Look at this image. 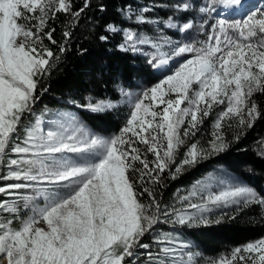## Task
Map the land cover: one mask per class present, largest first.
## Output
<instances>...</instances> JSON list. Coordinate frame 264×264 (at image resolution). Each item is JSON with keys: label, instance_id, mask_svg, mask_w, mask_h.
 <instances>
[{"label": "snow or ice", "instance_id": "1", "mask_svg": "<svg viewBox=\"0 0 264 264\" xmlns=\"http://www.w3.org/2000/svg\"><path fill=\"white\" fill-rule=\"evenodd\" d=\"M89 3L85 0L84 8L73 12L70 0H0V167L7 169L0 180L18 181L0 186V194L9 197L0 200V214L11 215L0 216V264H137L141 255L147 256L148 264H194L199 253L173 232L159 230V224L208 225L214 208L264 206V197L236 181L210 176L179 197L183 207L176 208L162 204L154 189L145 185L161 182V175L176 163L185 138L195 136L214 105L226 103L214 125L217 133L225 119L238 118L239 126L251 127L259 117L252 98L264 93V12L252 11L241 19L217 18L202 41L191 39L193 20L175 18L193 10L188 0L173 5L174 16L163 22L164 28L186 34L184 42L164 35L153 41L109 24L106 31L124 32L122 50L140 51L141 45L155 49L148 61L154 67L186 54L190 58L133 101L119 135L96 136L69 112L51 114L47 126L41 117L24 125L25 118L34 115L39 84L60 59L44 44L45 39L57 44L55 28L45 31L48 21L61 12L76 19ZM218 6L235 13L243 10L241 0H206L198 11L205 17L216 12L218 17ZM133 16L137 23H151L135 13L128 18ZM206 24L205 18L199 28ZM70 35L63 33L65 39ZM65 51L60 45L59 52ZM84 107L101 114L114 105L89 101ZM217 133L211 142L213 152L227 147ZM137 144L155 159L149 162ZM207 154L192 143L175 173ZM137 184L143 191L137 192ZM21 189L31 194H21ZM145 193L148 201L141 202ZM14 220H19L18 228L12 227ZM145 237H151V243H142ZM153 245L158 249L155 254L150 251ZM237 256L242 264H264V238L236 248L233 260Z\"/></svg>", "mask_w": 264, "mask_h": 264}, {"label": "trees", "instance_id": "2", "mask_svg": "<svg viewBox=\"0 0 264 264\" xmlns=\"http://www.w3.org/2000/svg\"><path fill=\"white\" fill-rule=\"evenodd\" d=\"M70 2L73 12L84 8L85 0ZM180 3H183L182 0H90L89 6L76 19L70 14L57 13L54 20L48 21L45 29L48 31L55 28L53 38L57 44L52 45L47 39L44 44L59 55L60 59L55 62L56 66L51 73L39 84V99L33 108L34 115L26 117L23 124L27 125L36 117L70 108L75 111L78 120L92 132L110 137L119 135L130 114L127 106L119 104L122 91L135 89L141 82L150 84L156 77V72L152 64L148 63V56L121 49V45L125 43L123 31L109 32L106 31L107 26L112 24L119 29L152 34L154 30L149 28V25L158 22L163 27V22L174 16L173 5ZM101 5L103 11L100 10ZM128 7L135 14L149 7L150 10L142 15L151 23H137L134 16L129 19L132 14L128 15ZM194 15L191 11L176 14L175 18L181 22L190 19L194 21ZM202 30L204 33H199V37L205 40L209 34L208 25ZM65 31L71 33L67 39L63 36ZM173 35L181 37L178 32ZM101 36H107V39L102 41ZM60 45L66 47L65 52H59ZM42 89L47 91L41 94ZM252 99L258 106L259 117L251 127L235 124L224 129L223 140L227 147L223 151L209 152L208 147L212 141L211 122L205 119L196 131L197 137L191 140L190 145L197 143L198 148L202 147L208 154L199 158L194 165H185L180 173H175L176 167L182 161L179 153L176 163L161 175L159 184L145 185L154 189L162 204L178 205L179 197L187 195L197 180L215 168L225 170L245 181L260 197H264V93H255ZM89 101L112 102L118 105L104 113L94 114L84 107ZM203 130L206 132L203 133ZM23 135L22 127L21 139ZM137 147L141 149L142 154L146 153L144 145L137 144ZM146 155L149 162L155 159L151 153ZM7 159L6 156V162ZM6 172V168L0 167V175ZM137 176L138 173L132 174V179L135 181ZM5 181L0 180V183L3 185ZM136 190L141 192L143 188L137 184ZM27 191L29 190L25 189L23 193ZM0 200H5L4 194H0ZM147 201L145 193L141 202ZM22 211L21 205V214ZM12 226L18 228L19 220H14ZM173 229L174 234L192 245L194 253H199V256H195V261L205 259L213 262L229 257L238 247L264 238V207L259 204H240L213 216L208 225L193 229H187L186 226ZM137 264H148V260H138Z\"/></svg>", "mask_w": 264, "mask_h": 264}, {"label": "rangeland", "instance_id": "3", "mask_svg": "<svg viewBox=\"0 0 264 264\" xmlns=\"http://www.w3.org/2000/svg\"><path fill=\"white\" fill-rule=\"evenodd\" d=\"M182 2H186V0H182ZM188 2H192L194 4V8H193V13L195 14L194 15V21L196 22V27L191 31L193 34H191V39L192 40H195V41H202L204 40L203 38L199 37V33H203L204 31L201 30L199 28V25L203 22V20L206 18L207 19V24L208 27L212 24H215L216 23V19L217 18H225L223 16H220V9L219 6L217 8V12L219 13V16L217 17V13L216 12H213L210 16H207L205 17L204 14H201L199 13L198 11V8L200 6H202L204 3H206V0H188ZM242 4H243V10L239 13V14H229L231 16H227L226 18H228L229 20H232V19H241L242 17L245 16V14L247 13H250L252 11H256L257 13L259 12H264V0H241ZM226 8V6H224ZM130 7L127 8V11H128V15L130 14H133L132 12V9H130ZM143 9H148L150 10L149 7H145ZM142 10V9H141ZM144 12L142 11H139L137 14L138 15H142ZM221 15H223L221 13ZM226 16V15H225ZM198 21V22H197ZM32 23L34 24L35 21H32ZM149 28H153V33L152 34H148V33H144L143 31H140L139 33H137L136 31L132 30L133 32L139 34L140 36H148V37H151L153 41H157L159 39L160 36L164 35V36H169L171 37V39L173 41H181V42H184L187 37H184V38H181L179 37L178 38V35H173V33H177V31L175 29H167V28H164V27H161L159 25L158 22H153L152 25L150 24L149 25ZM209 32H210V27H209ZM178 34L180 36H182L184 33H179ZM123 39H124V32H123ZM207 40V39H205ZM125 42V40H124ZM125 44V43H124ZM126 51V50H125ZM131 51V50H130ZM156 50L151 48L149 45H141L140 46V51H132L133 53L135 54H140V55H143V56H148L149 60L151 59V56L152 54L155 52ZM162 51H167V48L165 49H162ZM190 55L191 54H186L185 56H182V57H177L173 60H170L168 62V65L166 66V68L163 69L164 65L163 66H160V67H154L153 65V70H155L156 72V77L151 81L150 84H146L145 82H141L140 84L137 85V87L135 89H132V90H124L122 91V94H121V100L119 102V104L121 105H124V106H127V108L129 109V112L131 113V111L133 110V101L140 96V94L146 90V89H149L151 88L152 86H154L155 84H157L158 82H160L161 80L165 79L167 75H170L172 74L175 69L179 66V63L183 62L185 59L187 58H190ZM112 103V102H110ZM115 106L118 105V103H112ZM113 107V108H114ZM161 108L163 107L162 105L160 106ZM226 107V103L224 105H214L212 110H211V113L209 116L207 117H204L203 120L205 119H209V121L211 122L210 123V130H211V136H212V141L215 139L214 137V133H217V130L215 129L214 125H215V122H216V119H217V116L218 114ZM159 110V109H157ZM58 112H69L71 114H73L74 116H76V113L73 109H70L68 108L66 111H57L56 113ZM54 112H51L49 113L48 115H44L43 117H41L42 119H44L45 121V126H47V123H48V117L53 114ZM77 118V116H76ZM129 118H130V114H129ZM78 119V118H77ZM203 124V122H202ZM200 124L198 126V129L199 127L202 125ZM235 124H238V118H232L231 120L229 119H225L223 122H222V128L219 130V132L217 134L219 135H222L223 136V131L224 129L230 127V126H234ZM187 125L185 124V127ZM197 129V130H198ZM90 133L96 135V136H101V137H105V138H109L110 136H102L98 133H94L92 132L91 130L87 129ZM196 130V131H197ZM181 132H183V127L181 128ZM206 130H203V133H205ZM197 136H190V137H187L185 138V144L183 146H181L178 150V153H177V156L179 153H181L180 155L182 157H180L181 159L180 160H183L182 158H184L186 152L188 151L189 147H190V142L193 138H195ZM211 141V142H212ZM211 142H210V146L208 147L209 149V152H213L212 149H211ZM201 149H203L201 147ZM204 150V149H203ZM176 156V158H177ZM6 162V160H5ZM7 163V162H6ZM216 177L218 179H225V180H232V181H236L238 182L239 184L243 185V186H247V187H250L252 188L254 191L255 189L250 186L248 183H246L245 181L241 180V179H238L237 177L231 175L229 172L227 171H223V170H220L218 168H215L211 171H209L208 173H206L201 179L197 180L193 185H196L197 182H206L208 181L209 177ZM18 181H13V180H6L4 182V184L2 185L0 183V186H4L6 184H10V183H17ZM193 185L190 187V190L192 189ZM23 190L25 189H21L19 190V192L21 194H28V192L31 193V190L27 191V193H23ZM28 190V189H27ZM215 191H219V188L216 187L214 189ZM256 192V191H255ZM257 193V192H256ZM258 195V194H257ZM259 196V195H258ZM260 197V196H259ZM9 197H7L5 195V199H8ZM22 205V204H21ZM237 205H240V204H233V205H230L229 207H234V206H237ZM175 206L176 208H181L183 207V204H181L180 202L178 203V205H173ZM229 207H219V208H214L212 213L209 214V219L210 221L212 222V217L219 214L221 211H223L224 209L226 208H229ZM264 207V206H263ZM23 212V211H22ZM0 216H2L3 218L4 217H7L8 218H11V215L10 214H0ZM21 216H23V213L21 214ZM210 224V223H209ZM39 226L43 227L44 225L41 223ZM200 226H203V225H199V226H195V227H187V229H193V228H196V227H200ZM13 227V226H12ZM158 229L161 230V231H168V232H173L174 233V229L173 228H183V226H172V225H168V224H159L158 226ZM15 228V227H14ZM181 240H184L183 238H180ZM142 243H151V237H145L144 240L142 241ZM246 246V245H245ZM244 247V246H243ZM242 248V247H241ZM157 247L156 245H153L152 248L150 249V251H152L154 254L157 252ZM141 252H143L144 250L141 249L139 250ZM191 251H193L191 249ZM234 253V252H233ZM233 253L232 255H230L229 257H225V258H219L217 259L216 264H220L221 261H223V264H242V262L238 259V256L235 260H233ZM240 255H245L247 256L248 254L246 253H241ZM144 256V257H143ZM139 260H148L147 256L146 255H141L139 257ZM196 260V257H194V264H212V262H209L205 259H201L200 261H195ZM196 262V263H195Z\"/></svg>", "mask_w": 264, "mask_h": 264}, {"label": "bare ground", "instance_id": "4", "mask_svg": "<svg viewBox=\"0 0 264 264\" xmlns=\"http://www.w3.org/2000/svg\"><path fill=\"white\" fill-rule=\"evenodd\" d=\"M242 3V2H241ZM231 7H238V6H231ZM234 12L231 11L230 7H226V12L224 11L222 14L224 15H229V14H233ZM168 65V63L166 65H164L163 69L166 68V66Z\"/></svg>", "mask_w": 264, "mask_h": 264}, {"label": "crops", "instance_id": "5", "mask_svg": "<svg viewBox=\"0 0 264 264\" xmlns=\"http://www.w3.org/2000/svg\"><path fill=\"white\" fill-rule=\"evenodd\" d=\"M63 111H66V110L63 109Z\"/></svg>", "mask_w": 264, "mask_h": 264}]
</instances>
